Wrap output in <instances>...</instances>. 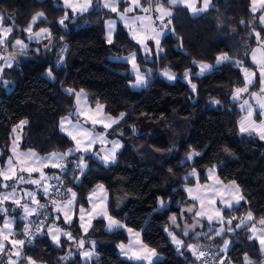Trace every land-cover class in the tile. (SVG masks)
Instances as JSON below:
<instances>
[{"label": "trees", "instance_id": "obj_1", "mask_svg": "<svg viewBox=\"0 0 264 264\" xmlns=\"http://www.w3.org/2000/svg\"><path fill=\"white\" fill-rule=\"evenodd\" d=\"M212 1L213 6L207 11L192 15L184 5L159 0L171 12L170 30L161 39L162 51L158 55L155 43H151L150 64L154 72L150 85L135 90L130 85L134 80L130 64L118 58L135 52L138 60L143 61L145 54L122 23L117 25L113 44L106 43V23L116 19L117 12L105 8L103 0H93V8L76 18L59 0H0L3 24L13 28L0 50L14 62L5 69L0 83L3 165L11 155L12 131L22 120L27 121L22 131L23 150L46 155L74 147V142L60 130L61 119L76 110L75 96L66 89L84 90L92 106L103 105L105 112L115 118L125 114L107 132L109 137H119L123 142L114 164L104 165L85 155L88 167L78 182V169L63 173L59 168L46 169L50 177H60L58 202L70 198L71 194L65 191L68 188L77 194L75 216L71 224H66L52 205L46 211L43 232L37 231L41 218L31 221L35 239L25 246V256L43 264H85L77 243L83 239L85 246L94 241L99 254L88 264H144L119 254L118 245L127 242L129 235L123 229L109 230L105 219H94L87 233L83 232L79 208L89 206V193L102 184L109 193L110 215L126 227L140 231L143 243L162 255L163 259L153 264H204L201 257L188 250L189 244L211 253L217 261L225 255L224 264H245V255L254 261L264 257L258 242L249 239L250 224L235 227L250 211L255 218L252 222L264 228L259 223L264 219V140L254 133L240 132L238 120L242 111L231 96L235 88L245 84L242 69L235 63L224 62L198 75L199 63H215L219 55L233 50L235 44L240 52L242 47L243 52L255 47L253 29L264 38V26L258 19L262 11L253 13L251 0ZM126 4L120 0V9ZM142 4H146L145 0ZM40 12L44 16L33 28H47L52 36L31 41L25 29ZM65 13L69 16L66 27L59 24ZM18 38L25 40L28 48L21 51L13 47ZM244 60L248 62V53ZM48 69H52L54 78L47 76ZM165 69L177 75L174 82L161 75L160 71ZM186 71L196 85L195 91L185 80ZM213 100L220 103L214 104ZM193 150L200 155L189 161L187 156ZM77 156L67 161L74 162ZM67 167L74 169V163ZM213 167L221 181L239 186L244 199L231 210L224 209L223 235L209 231V227L218 229L219 223L212 226L207 220H200V227L185 236L174 229L171 217L181 218L188 206L194 208L195 203L184 187L206 182L207 170ZM193 168L199 173L198 179L191 176ZM37 198L43 204L48 197L40 192ZM160 200L168 202V206L160 209ZM12 208L15 211L9 213L17 218L14 236L25 240L23 228L30 223L19 219L20 207ZM230 216L236 219L228 225ZM2 219L0 214V223ZM51 223L70 230L74 239L63 238L56 246L46 234ZM229 227L234 231H227ZM168 228L176 230L184 240L181 250L173 244ZM224 240L229 241L225 253L221 251Z\"/></svg>", "mask_w": 264, "mask_h": 264}, {"label": "snow or ice", "instance_id": "obj_2", "mask_svg": "<svg viewBox=\"0 0 264 264\" xmlns=\"http://www.w3.org/2000/svg\"><path fill=\"white\" fill-rule=\"evenodd\" d=\"M120 0H104V7L109 8L112 12H118V3ZM146 3L149 2V0H145ZM252 2V8L251 11L253 13H256L258 11L256 5L257 3L264 5V0H251ZM167 3L175 5L177 3L183 4L185 7L189 8L193 14H196L198 12H204L207 11L210 4L211 0H202V7L197 8L196 3L197 0H167ZM64 4L71 8L72 11L75 12H80L84 13L87 12L88 9L92 5V0H83L82 4H74L70 3V0H64ZM135 8H140L141 11L147 13L150 12L152 9L150 7H141V0H127V6L124 8V13L121 14V19H125V14L133 12ZM155 11L160 13L158 19L161 21V24H163L164 17L171 16V12L164 7L163 4L159 3V0H156V8ZM44 14L42 12L38 13L36 17H33L32 24L36 23L37 18L43 17ZM2 19V17H0ZM69 19V16L67 13H65L64 17L59 20V24L65 25V21ZM149 20L151 21L150 16L146 17H136V20L143 21V20ZM259 23L260 25H264V13H262L259 16ZM170 23V21H169ZM243 23V21H241ZM32 24L28 26L25 31L29 33V39L35 38L37 40L41 38H48L50 39L52 34L47 28H40L33 36L32 34ZM108 33H107V40L106 43L111 45L113 44V27L114 24L112 21L108 22ZM166 28L167 25H164ZM148 32H147V38L152 39L155 42V47L157 50V55L159 54L162 49L160 48V37L163 35L162 31H157L156 29L151 27V24L146 26ZM145 29H141L140 31H144ZM255 33V39L257 44L259 45V48H257L255 51L252 53V60L254 63H256L259 66V77H260V84L262 85L259 88V92H249V86L252 85L253 83V78L255 77L256 73L252 72L249 68L244 67L242 63L237 60L233 61L227 53H223L219 55L216 58V65H220L224 62H228L230 64L235 63L237 66L241 67L243 73H244V81H245V86L243 87H237L235 88L234 92L231 93L233 101H237L241 99V94L242 93H249V96L256 101V106L254 107L250 102L249 99H243L242 102L240 103V108L246 112L245 118H243L240 121V126L239 130L241 133H248L249 135L256 133L259 135L261 140H264V53H262V58L260 60H257L256 57V52L261 51V49H264V38L261 37L260 31H256L253 29ZM261 31H264V28L261 29ZM12 32V28H7L4 29L0 35L6 36V34H9ZM132 38L136 40V43L141 45V47L144 49L145 52H150L151 49L148 48L147 44L144 42V39L137 38L135 31H133ZM4 40L0 39V44H3ZM15 44L21 46V51H23L25 48H27V45L24 44V42L20 39H15ZM45 48H47V45H45ZM66 50V48L64 49ZM36 51H40V49H36ZM127 63H129L132 67V72L134 74L135 80L134 82H130L132 87H142V86H147V82L145 79V76L141 73L139 66L136 63V53L131 52L128 56L123 57ZM62 63V61H60ZM8 67H11V62L8 63ZM212 70V65L206 64V63H200L199 64V73L198 75H203L205 71H210ZM3 69L0 68V72H2ZM150 72V70H149ZM162 75L167 77L168 80H174L176 79V76L173 72L165 69L162 72ZM47 76L49 78H54L52 69H48L47 71ZM184 76L186 79H188V82L191 83V79L189 77V72L186 71L184 73ZM192 90H196V85L191 84ZM66 91L70 94H75L77 103H79L81 97L80 93H76L74 89H66ZM82 91V90H81ZM212 103L214 104H219L220 101L218 100H213ZM102 109L103 105L97 104L95 106V109L91 108L90 106H86L85 109H81L79 111V115L83 117V120L85 123H91L92 125V130L84 128L81 124L77 123L74 125L71 129L66 127V121L67 123H71V121L68 119V117L62 118L60 121V130L64 132L71 141L74 142V147L69 148L65 153L63 154H58V153H53L50 157L47 158H41L39 157L35 152H32L29 150L27 153H21L18 151L16 141L20 139L19 136H14L13 137V145H12V156H9L8 159L6 160V168L0 169V178L4 182H7L9 180H13L17 178V168L20 173H28V179H25L23 175L18 177V183L22 184H32L36 185L38 189H40L44 195L45 198H47L50 194L52 193V189L56 188V191L54 195L56 197L60 196V191L59 188H57L56 185H52L51 187L49 186V180L52 179L53 177H50L48 174H46L43 169L46 167H51L54 168H59L61 172H74L76 169L79 170V175L75 177L76 181H79V176L84 175L85 169H87V163L85 162V155H80L75 158V161H67L66 158L68 156H75L76 153H84L86 155H90L94 158H98L101 161H103L105 164L108 163H115L116 161V152L119 148H121L123 145L119 141H108L105 139V135L101 133H96L94 131L95 127L99 124L102 125L104 129H109L113 124L119 123L120 120L124 118V113H120L119 118H112L108 116H103V118H97L95 115H89V112H96L97 115H102ZM254 113L256 114V119H252ZM27 124L26 120L20 121V124L18 127L23 126ZM16 129H13V132H15ZM135 131V129H133ZM100 143L101 145H107L111 143V148L106 149L104 147H101L99 150H94V146ZM171 151V149H170ZM101 153H104L101 155ZM200 153L196 152L193 150L190 152L187 156V160L191 161L194 156H199ZM16 158V164L14 165L13 163V158ZM68 163H74V169H68L67 165ZM33 172H38L39 173V178L34 179L32 178V173ZM215 169H209V178H212L214 175ZM192 175H196L195 168H193ZM55 179L57 182H60V177L55 176ZM219 183V181H217ZM62 187V184L60 185ZM0 187L2 188H9L11 187L10 192H6L3 194H0V214H3L5 217H8V213L10 211L14 212L15 208L9 209L7 207H4L3 205L5 204L6 201H11L12 204L16 205L17 207L22 208V215L19 217L20 220L27 221L28 217L31 215H34L37 213V209H44L46 207L45 204H41V202L36 199V193L33 191H25V195L29 198H31V203L36 205L37 208H32L30 207L27 203L22 204L21 203V197H18L16 194V185H11L9 186L7 183H2L0 184ZM100 190L103 191V185L99 186ZM66 193H70V198L64 200L63 206L58 203L57 199H52L50 203L54 206V210L59 213H63V218L64 222L71 224L72 222V206L76 200V193L72 191L71 188H68L65 190ZM189 195L193 200H199L200 202V208L196 211V216L197 217H206L209 225H212L214 217L211 214H208L206 211V204H205V199L201 198L196 195H192V189L188 188L187 189ZM230 193V198L229 199H221V203L223 205V208H215L212 209L215 212V217L218 218L217 222L221 224V227L218 229H214L212 227H209V231H214L217 236H221L225 233V227L223 226L225 222V217H224V209H229L231 210L234 206L233 202L235 204H239L241 200L244 199L242 195H240V189L239 186L235 184V182H232V184L229 186L228 189ZM95 195V193H93ZM89 200H92V196L89 197ZM215 199L213 198H208V204H214ZM99 205L94 204L92 207V210H86L83 206H80L79 208V220H80V226L83 229L85 233L88 231V227L91 224V217L93 216V213L95 212L96 208ZM164 201L160 200V207L163 208ZM189 211H192V209H189ZM87 215L88 220L85 221V216ZM108 221H109V230H111L113 227H124V225L120 224L119 221L115 220L113 217L109 216L105 211L101 213ZM16 217H11V218H6L3 222V229H10L16 220ZM57 220L60 219L59 216L56 217ZM236 219L234 216H230V218L227 219L226 223L228 225L232 224V220ZM255 219L252 215V213L249 211L247 213V216L245 219L241 220L240 223H238L235 227L240 228L244 226L246 221H251ZM47 220V213L44 214L42 219H39L37 224L38 232H43L44 231V224L45 221ZM171 222L172 225H177V218L175 216L171 217ZM261 225H264V219H261L259 221ZM197 224H199V220H197ZM195 227V225L191 226ZM3 229H0V235L3 236V240H8L9 236L12 235V233L9 232H4ZM254 235L249 237V239H255L258 241V244L261 246V250L264 251V228H262L260 231L262 234L260 235H255L257 232L256 226L252 225L249 229ZM129 232H132V229H128ZM167 231V228L165 229ZM227 231L231 232L234 231L232 227H229ZM23 234L28 237V241L31 242V240L35 239V236L31 234V225L30 224H25L23 228ZM47 235L51 237L53 242L59 246L60 244V235L63 234L66 236L68 239H73L71 232H66L62 231L61 228L57 227L55 224H53L51 227L47 229L46 232ZM169 236L172 238V241L176 243L178 246H181L184 244L182 240H178L174 232H169ZM139 233H137V236ZM183 235L187 236L188 232L185 231ZM199 235V234H197ZM139 242V241H138ZM10 243L12 244L13 247L20 246L21 248L25 244L24 239H14L11 240ZM78 245L80 248L84 247L85 241L83 239H80L77 241ZM228 240H224L223 242V248L221 251L226 252L228 249ZM92 246L93 249L95 247V242L92 241ZM121 250H124V245H120ZM188 250L193 251V255H196L197 258L204 257L206 253L204 251H199L196 249V245L189 244L187 245ZM5 249V245L3 243H0V253H3ZM148 251L151 256H155L156 252L154 249H147V246L144 245L140 249L137 250V253H134V257L136 260H146L147 264H152V261L149 256L146 255H141L139 253ZM128 253L125 252V255ZM16 257H21L22 252L17 249L14 253ZM94 255L93 251L86 250L82 253V256L87 260L90 259ZM130 259L132 257H129ZM24 259L28 261V264H36L34 260H32L31 257L24 256ZM245 259V264H252V262L248 259L247 255L244 257ZM8 264H18V261H12L11 257L9 256ZM218 264H224V259L221 258L218 261Z\"/></svg>", "mask_w": 264, "mask_h": 264}, {"label": "crops", "instance_id": "obj_3", "mask_svg": "<svg viewBox=\"0 0 264 264\" xmlns=\"http://www.w3.org/2000/svg\"><path fill=\"white\" fill-rule=\"evenodd\" d=\"M60 2H61V4L65 7V8H67V9H69L70 10V12L73 14V17L74 18H76L78 15H80V14H82V13H80V12H73L72 11V9L71 8H69V7H67L65 4H64V0H59ZM124 1H126V0H124ZM142 1V0H141ZM110 2H111V0H110ZM127 2V1H126ZM70 3H74V4H82L83 3V0H70ZM142 3V2H141ZM103 6H104V0H103ZM142 5H144V4H142ZM118 12H117V18L116 19H110V21H112L113 22V24H114V27H113V35H114V32H115V30H116V28H117V25H118V23H122L124 26H125V28L128 30V32H129V34H130V36L132 37V34H133V31H135V34H136V36H137V38H142L143 36H144V33H143V31H140L141 29H145L144 31H145V35H146V41L145 42H147V44L149 45H151V43L152 42H154V40H152V39H148L147 38V32H148V30H147V28H146V26L147 25H149V24H151V27L152 28H154V29H156L157 31H158V27L159 28H161L162 27V25L164 24V23H166L167 21H168V18H169V16H165L164 17V20H163V24H161V21L158 19V17H159V15H160V13H158V12H156L155 11V8H156V0H149V2L148 3H146V7H150L152 10L150 11V12H147V13H145V12H143V11H141L140 9H137L136 10V12L134 11V12H130V13H126L125 14V19H121V14H123L124 13V8L127 6V4L123 7V9H120V2L118 3ZM93 8V0H92V5H91V7L88 9V11H90L91 9ZM107 9H109V8H107ZM167 9V8H166ZM110 10V9H109ZM87 11V12H88ZM85 13V12H84ZM141 14H145L146 16H150L151 17V21H149V20H147V24H146V22H142V21H137V22H134V20H136V19H134L132 22H127V19L128 18H130V19H132V17L133 16H135V15H141ZM109 21V20H108ZM107 21V22H108ZM167 24V23H166ZM108 30H109V27L107 26V23H106V34L108 33ZM162 30V29H161ZM164 33H163V35L160 37V40L164 37ZM136 41V40H135ZM155 43V42H154ZM140 47H141V45H140ZM141 50H142V47H141ZM143 51V50H142ZM143 53L144 54H149L150 52H144L143 51ZM125 57V56H124ZM123 57H119L118 59H120V60H123V61H125L124 59H122ZM76 93H80V97H81V100L84 102H87L88 104H82V105H80V104H77V100H76V97H75V100H76V110L75 111H77L78 113H79V111L81 110V109H85L86 108V106H90L91 108H93V109H95V106H92L91 104H90V102H89V98H88V95L87 94H84V93H82V92H80V91H75ZM74 96H75V94H74ZM103 112H102V115H97V113L96 112H89V115H95V116H101L100 118H103V116H108V117H112V116H109V115H107V114H105L106 112H105V110H102ZM81 118H83L82 116H81ZM112 118H115V117H112ZM68 119L71 121V123H67V121H66V127H68V128H72L74 125H76L77 123H79V124H81L84 128H87V129H90V130H92V125H91V123L89 122V123H85L84 121H80L79 122V120H78V118L77 119H75L74 117H68ZM99 119V118H98ZM20 124V123H19ZM18 124V125H19ZM118 124V123H117ZM117 124H113L112 126H111V128H109V129H104L103 127H102V125H97L96 127H95V129H94V131L96 132V133H101V134H104L105 135V139L106 140H108L107 138H108V134H107V132L110 130V129H112L113 127H115ZM17 125V126H18ZM16 126V127H17ZM16 127H15V129H16ZM23 127L24 126H22V130H21V132H20V130L18 131V132H20V135H19V137H20V139L18 140V141H16V144H17V148H18V151L19 152H21V153H27L30 149H28V150H21L20 149V145H19V143H20V141H21V135H22V131H23ZM14 136H16L15 134H14V132L12 131V141H11V146H10V152H11V155H12V145H13V137ZM113 141H119L122 145H123V142L121 141V139H116V140H113ZM111 143H109V144H107V145H101L100 143H97L95 146H94V150H99L101 147H104V148H106V149H110L111 148ZM122 149V147L121 148H119L118 150H117V152H116V160H117V153L120 151ZM32 152H35V151H33V150H31ZM39 157H41V158H47V157H50L53 153H58V154H63V153H60V152H52V153H49V154H46V155H44V157H42V156H40L37 152H35ZM65 153V152H64ZM2 154V150L0 149V155ZM104 153H101V155H103ZM75 155H78V156H80V155H86V154H84V153H76ZM69 157H71V156H68L67 158H69ZM67 158H66V160H67ZM96 159H98V158H96ZM101 163H103L104 165H111V164H114V163H108V164H105L103 161H101L100 159H98ZM116 162V161H115ZM47 168V167H46ZM48 168H52L51 167V165H49V167ZM45 169V168H44ZM33 173H35V172H33ZM208 176V175H207ZM193 177V176H192ZM198 177H199V173H198ZM198 177H194L195 179H198ZM208 181H209V179L206 181V182H199V181H197V183L195 184V185H197L198 183H201V185H208ZM232 183H230V184H222V183H218V188H216V189H218V193H219V196L218 195H211V194H209V198L211 197V198H213L214 197V199H215V203L214 204H210L209 206H210V208H208L207 207V209H206V211H207V213H209L210 211H213L212 209H215V208H223V205H222V203H221V199L222 198H224V199H229L230 198V193H229V191H228V189H229V186L231 185ZM100 185H102V184H99V185H97V186H95L94 187V189L89 193V195H88V198L90 197V196H92V200L90 201L89 200V206L87 207V208H85L86 210H92V207H93V205L94 204H97V205H99L97 208H96V210H95V212L93 213V216L91 217V224H90V226L88 227V230H89V228L91 227V225H92V222H93V220L94 219H96V218H103V219H105L106 220V224H107V228L109 229V227H108V225H109V221L103 216V215H101V213L103 212V211H105L106 210V212H107V214L109 215V216H111L110 215V212H109V209H108V206H109V193H108V191H107V189H106V187L103 185V191H101L100 190V188H99V186ZM195 185H186L184 188H185V190H186V192L188 193V191H187V189L188 188H190V186H195ZM237 185V184H236ZM205 189L207 190L208 189V186H205ZM205 192V191H204ZM93 193H95V195H93ZM188 195H189V193H188ZM240 195H242V193H241V191H240ZM190 196V195H189ZM243 196V195H242ZM191 200H193L191 197H189ZM36 199H38L37 197H36ZM64 200H66V199H64ZM64 200H61V205H63V202H64ZM207 200H208V198H207ZM193 202L195 203V204H197L198 205V201L197 200H193ZM242 202V200L239 202V203H241ZM167 205H165L164 207H167L168 206V202L166 203ZM206 204H208V202H206ZM233 204H234V206L235 205H238V204H235V202H233ZM163 207V208H164ZM159 208L160 209H162L161 207H160V202H159ZM200 208V207H199ZM189 209H192V211H190L191 212V214L193 215H195L196 216V211L198 210V206H197V209L196 210H193V208H189ZM75 210H76V203L74 202V204H73V206H72V222H73V220H74V216H75ZM61 216H62V218H63V213H61ZM112 217V216H111ZM197 217V216H196ZM197 218H199L200 220H207L206 219V217H197ZM115 220H117L116 218H114ZM63 220H64V218H63ZM88 220V217H87V215L85 216V221H87ZM31 220H27V223H29ZM118 221V220H117ZM15 223H16V220L14 221ZM71 222V223H72ZM120 222V221H119ZM216 223V222H215ZM218 223V222H217ZM53 224H55V223H51V224H49L48 226H47V229L49 228V227H51ZM66 224H68V223H66ZM120 224H122V225H124V227H122V228H120V227H113L111 230H118V229H123V230H125L126 232H127V234L129 235V240L127 241V242H125V243H120L119 245H118V248H119V254L123 257V258H125V259H128V260H131V261H133V262H135V263H144V264H147V261L146 260H136L135 259V257H134V253H137V250L138 249H140L142 246H144L145 244L143 243V241H142V235H141V232L140 231H136V230H132V232H129L128 231V229H130V228H128V227H126L125 226V224L124 223H122V222H120ZM220 224V223H219ZM247 224H250V226L248 227V229L252 226V225H255L256 226V229H257V232L255 233V235H260V234H262L261 233V229H262V227H260L259 225H257V224H252V220L251 221H248L247 222ZM247 224H245V225H247ZM57 227H59V228H61L62 229V231H66V232H71L70 230H67V229H64V228H62V227H60L59 225H57V224H55ZM223 226L225 227V222H224V224H223ZM0 229H3V224H2V222L0 223ZM47 229H46V232H47ZM3 231L4 232H11L12 233V235H10L9 236V239L8 240H3V236L2 235H0V243H3L4 245H5V249H4V252L3 253H0V264H8V260H9V256L11 257V260L12 261H18V264H28V261L27 260H25L24 259V256L25 255H23L22 254V256L21 257H16L15 255H14V253H15V251L17 250V249H22L20 246H16V247H13L12 246V244L10 243V241L11 240H14V239H19V238H16L15 236H14V232H15V225H14V223H13V225H12V227L10 228V229H3ZM225 231H226V229H225ZM84 232V231H83ZM137 233H139V235L137 236ZM71 234H72V232H71ZM254 234L250 231V237L251 236H253ZM50 237V236H49ZM73 237V236H72ZM51 238V237H50ZM63 238H66V239H68L66 236H64L63 234H61L60 235V244H61V240L63 239ZM74 239V238H73ZM73 239H71V240H73ZM52 240V239H51ZM68 240H70V239H68ZM139 241V242H138ZM257 241V240H256ZM52 242H53V240H52ZM258 242V241H257ZM54 243V242H53ZM55 244V243H54ZM60 244H59V246H60ZM121 244H123L124 245V250L122 251L121 250V247H120V245ZM56 245V244H55ZM57 246V245H56ZM147 246V245H146ZM260 246V245H259ZM147 249H152V248H150V247H148L147 246ZM197 250H199V251H202L199 247H197L196 248ZM86 250H90V251H93L94 252V255L90 258V259H85L83 256H82V253L84 252V251H86ZM260 250H261V246H260ZM125 252H127L128 254L127 255H125ZM156 252V251H155ZM261 252L264 254V251H262L261 250ZM139 254H141V255H146V256H149L150 257V259H151V261H152V264L153 263H155V262H157V261H159V260H161V259H163V257H162V255H160L158 252H156V255L155 256H151V254L148 252V251H144V252H141V253H139ZM81 256H82V261L85 263V264H88V263H90L93 259H96V258H98V256H99V254H98V252H97V249H96V243H95V247H94V249H93V246H92V242H90L89 243V245L88 246H85V243H84V247L82 248V250H81ZM129 257H132L131 259L129 258ZM221 259V258H220ZM219 259V260H220ZM218 260V261H219ZM217 261V260H216ZM218 261H217V263H218ZM36 262V261H35ZM36 264H40L39 262H36ZM261 264V263H260Z\"/></svg>", "mask_w": 264, "mask_h": 264}, {"label": "rangeland", "instance_id": "obj_4", "mask_svg": "<svg viewBox=\"0 0 264 264\" xmlns=\"http://www.w3.org/2000/svg\"><path fill=\"white\" fill-rule=\"evenodd\" d=\"M127 1V0H126ZM143 1V0H142ZM141 1V2H142ZM175 5H183V4H180V3H177V4H175ZM196 6H197V8H201L202 7V0H197V3H196ZM213 6V1L211 0V4H210V6H209V8H211ZM141 7H146V4L145 5H142V3H141ZM149 7V6H148ZM256 7H257V9H258V11L257 12H259V11H262V13H264V5H261V4H259V3H257V5H256ZM208 8V9H209ZM251 8H252V5H251ZM137 9H140V8H135L134 9V11L136 12V10ZM190 10V9H189ZM133 11V12H134ZM190 12H191V10H190ZM205 12V11H204ZM204 12H198V13H196V14H193L192 12H191V14L192 15H200V14H202V13H204ZM261 13V14H262ZM0 17H2V15L0 14ZM36 17V16H35ZM136 17H146V15L145 14H141V15H135V16H133L132 17V19H130V18H128L127 19V22H132L134 19H136ZM38 19H40V18H37V20ZM36 20V21H37ZM110 21V20H109ZM108 21V22H109ZM138 20H134V22H137ZM108 22H107V26H108ZM142 22H146V24H147V19H145V20H143ZM167 23V24H166ZM166 23H164L163 25H162V27L161 28H159L158 27V31H162L164 34H166L167 32H169V30H170V28H169V26H170V23H169V21H167ZM32 24V23H31ZM164 25H167V27L165 28L164 27ZM264 26V25H263ZM7 28H9L8 26H6V25H4L3 24V19H0V33H2L3 32V30L4 29H7ZM10 28H12V27H10ZM162 29V30H161ZM12 30H13V28H12ZM38 30H34V28H33V24H32V34H33V36H34V34L37 32ZM143 33H144V36L141 38V39H144V42L146 41V35H145V31H143ZM10 34L11 33H9V34H6V36H4V35H0V39H3L4 40V43L3 44H0V46H2V45H4L8 40H9V38H10ZM107 35V34H106ZM29 36V35H28ZM107 37V36H106ZM18 39H20V40H22L23 42H24V44H26L27 45V48H28V44L26 43V41L25 40H23V39H21V38H18ZM41 39H43V38H41ZM41 39H39V40H41ZM29 40H31V41H39V40H37V39H35V38H32V39H29ZM146 44H147V42H145ZM147 46H148V48L149 49H151V45L149 44H147ZM237 46L238 45H236L235 44V46L233 47V50H231L230 52H227V54L229 55V57L233 60V61H237V60H239L241 63H242V65L244 66V67H247V68H249L252 72H255L256 73V75H255V77L253 78V83H252V85H250L249 86V92H259V88L262 86L261 84H260V77H259V66L256 64V63H254L253 62V60H252V53H253V51H255L257 48H259V45L257 44L255 47H253L251 50H246V47H245V50H246V52H243L244 51V47H242V51L240 52V48H237ZM13 47H15V48H20L21 49V46H19V45H16L15 44V42L13 43ZM26 49V48H25ZM142 50L144 51V49L142 48ZM145 52V51H144ZM245 53H248V62L247 61H245L244 60V55H245ZM262 53H264V49H261V51H257L256 52V57H257V60H260L261 58H262ZM143 61H139L138 60V58H137V54H136V63H137V65L139 66V68H140V71H141V73L145 76V79H146V82H147V86H142V87H132L133 89H135V90H141V89H144V88H146V87H148L149 85H150V83H151V80H152V76H153V72H154V67H152V65L150 64V61L152 60V56H151V54L149 53V54H145L144 56H143ZM9 62H11V67L14 65V62H13V60L12 59H9V58H7L5 55H4V53H3V51L2 50H0V68H2L3 69V71L2 72H0V83L2 82V75L4 74V71H5V69L6 68H8V63ZM201 63H205V62H201ZM200 64V63H199ZM206 64H209V65H212V70L217 66L216 65V62L215 63H206ZM149 70H150V72H149ZM168 70V69H167ZM212 70H210V71H212ZM130 71H131V73L133 74V72H132V67H131V65H130ZM164 70H161L160 71V73H161V75H162V72H163ZM170 71V70H169ZM210 71H205L204 72V74H206V73H208V72H210ZM172 72V71H171ZM243 72V71H242ZM199 73V72H198ZM175 74V73H174ZM203 74V75H204ZM134 75V74H133ZM243 75H244V73H243ZM163 76V75H162ZM175 76H176V79H177V75L175 74ZM167 81H169V82H174L176 79H174V80H168L167 79V77H165V76H163ZM189 77H190V73H189ZM134 80H135V77H134ZM134 80L132 81V82H134ZM185 80L186 81H188V79H186L185 78ZM192 84V83H191ZM131 85V84H130ZM243 86H245V84L243 85ZM243 86H241V87H243ZM80 92H82V93H84V94H87L84 90H82V91H80ZM243 99H249V102L255 107L256 106V101H255V99H253V98H251L250 96H249V93H242L241 94V99L240 100H237V102H239V104H238V106H239V109L242 111V114H241V116H240V118H239V120H238V123H239V126H240V121L243 119V118H245V116H246V112L244 111V110H242L241 108H240V103L242 102V100ZM77 104H80V105H82V104H88L87 102H83L81 99H80V101H79V103H77ZM102 110H104V107H103V109ZM103 112V111H102ZM105 114H107V115H109L108 113H105ZM74 115V116H73ZM73 115H68V116H65V117H74L75 119H77L78 118V120H79V122L80 121H84L83 120V118H81V116L78 114V112L77 111H75L74 113H73ZM109 116H111V115H109ZM64 117V118H65ZM101 116H98L97 118H100ZM113 117V116H112ZM252 119H256V114L254 113V115H253V117H252ZM24 126V125H23ZM20 130V132H21V130H22V126H20V127H16V131L14 132V134L16 135V136H19L20 135V132H18ZM254 134H256V133H254ZM256 135H258V134H256ZM259 136V135H258ZM260 138V137H259ZM108 141H113V140H116V139H120L119 137H109L108 136ZM21 141H22V135H21ZM21 141H20V143H19V145H20V149L21 150H23L22 148H21ZM122 141V140H121ZM24 151V150H23ZM12 155H13V153H12ZM12 155H10V156H12ZM40 155V154H39ZM40 156H42V157H44V155H40ZM13 163H14V165L16 164V158L14 157L13 158ZM4 168H6V163L3 165L2 163H1V161H0V169H4ZM48 168V167H47ZM47 168H45V169H43V171L46 173V169ZM215 169V172H214V175L212 176V178H209V169ZM213 168H209L208 170H207V175H208V179H209V181H208V185H201V183H198L197 185H195L194 187L193 186H190V188L193 190L192 191V195H196V196H199V197H201V198H204L205 199V204H206V202H208V200H207V198H209V194H211V195H218L219 196V193H218V189H216V188H218V182L217 181H219V183H222V184H230V183H232V182H228V183H226V182H223V181H221L220 179H219V177H218V174H217V170H216V167H213ZM196 171V170H195ZM35 174H38V175H35ZM21 175H23L24 177H25V179H28V173H20L19 172V170H18V168H17V178L16 179H13V180H9V181H7V182H4L3 180H2V178H0V184H2V183H7L9 186H11V185H16V194H17V196L18 197H21V203L22 204H25V203H27L30 207H32V208H37V206L36 205H34V204H32L31 203V198H29V197H27L26 195H25V191H33V192H35L36 193V197H37V195L40 193V192H42L40 189H38L37 188V186L36 185H32V184H22V183H18V177L19 176H21ZM191 176H193V177H198V172L196 171V175H192V173H191ZM32 178H34V179H38L39 178V173L38 172H35V173H32ZM236 184V183H235ZM205 186H208V189L206 190L205 189ZM11 191V187H9V188H2V187H0V194H3V193H6V192H10ZM205 191V192H204ZM189 197H191V196H189ZM211 198V197H210ZM198 201V205L197 204H195V206H194V208H193V206L191 205V206H188L187 207V210H185L184 212H183V214H182V216H181V218H179L178 216H175L176 218H177V225H179V227H177L176 225H172L173 227H174V229H177V230H181L183 233L185 232V231H187L188 233H190L191 231H193L194 229H196V228H198V227H200V219L199 218H197L195 215L193 216L192 214H191V212L189 211V208L191 207V208H193V210L195 209H197V206H198V209H199V207H200V202H199V200H197ZM58 203H60V205H61V201H59ZM167 202H165L164 201V205H167L166 204ZM4 207H7V208H11V207H14V206H16V205H14V204H12L11 203V201L9 200V201H6L5 202V204L3 205ZM61 206H63V205H61ZM207 207L208 208H210V206H209V204H206V209H207ZM21 210H22V208H21ZM23 211V210H22ZM38 212H39V209H37V213L36 214H34V215H31V216H29L28 217V220H31V221H33V220H35L37 217H38ZM208 214H211V215H213V217H214V220H213V223H217V220H218V218H216L215 217V212L214 211H210ZM3 215V214H2ZM11 217H14V215H12V214H10V213H8V217H5L4 215H3V219H2V224H3V222H4V220L6 219V218H11ZM197 220H199V224H197ZM30 221V222H31ZM29 222V223H30ZM247 222L248 221H246L245 222V224H247ZM244 224V225H245ZM252 224H257V223H254V222H252ZM14 225H15V222H14ZM193 225H195V227L193 228V227H191V226H193ZM258 225V224H257ZM213 226V225H212ZM260 226V225H259ZM219 227H221V224L219 225ZM218 227V228H219ZM260 227H262V226H260ZM263 228V227H262ZM226 229V228H225ZM169 232H174V234L176 235V237H177V239L178 240H182L183 242H184V240L178 235V233L176 232V230H173V229H169L168 228V233ZM171 238V237H170ZM171 240H172V238H171ZM173 242V241H172ZM173 244L179 249V250H181L182 249V247L184 246V244L183 245H181V246H178L176 243H174L173 242ZM194 245V244H193ZM228 247H229V244H228ZM196 248H197V246H196ZM225 253V252H224ZM224 257H225V255H223L222 256V258L224 259ZM251 262H252V264H264V257L260 260V261H254V260H252V259H249ZM40 263V262H39ZM40 264H43V263H40Z\"/></svg>", "mask_w": 264, "mask_h": 264}, {"label": "built area", "instance_id": "obj_5", "mask_svg": "<svg viewBox=\"0 0 264 264\" xmlns=\"http://www.w3.org/2000/svg\"><path fill=\"white\" fill-rule=\"evenodd\" d=\"M52 185H56L57 188H59V191H60V185H61V184H60V182L58 183L57 180H56L55 178H52V179L49 180V186L51 187ZM55 191H56V188H53V189H52V193H53V194H50V195L48 196L47 200L43 203V204L46 205V207H45L44 209H40V210H39V212H38V217H39V218L42 219L43 216H44V214H45L46 211L48 210V208L52 206V204L50 203V201H51L52 199H57V198H58V197H56V196L54 195ZM30 225H31V234H32V235H35V231H34V230H35V227H34V225L31 224V223H30ZM29 243H31V242L28 241V237L26 236V237H25V244H24V247H23L22 249H20V251L22 252L23 255H25V246H26L27 244H29ZM204 252L206 253V255H205L204 257H201V259H203V260L205 261L204 264H216V263H217L215 256H213L211 253H209V252H207V251H204Z\"/></svg>", "mask_w": 264, "mask_h": 264}]
</instances>
